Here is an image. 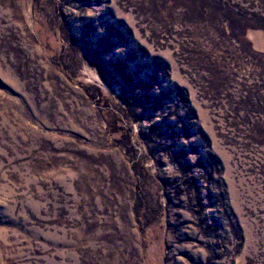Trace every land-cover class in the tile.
I'll list each match as a JSON object with an SVG mask.
<instances>
[{
    "label": "rangeland",
    "instance_id": "rangeland-1",
    "mask_svg": "<svg viewBox=\"0 0 264 264\" xmlns=\"http://www.w3.org/2000/svg\"><path fill=\"white\" fill-rule=\"evenodd\" d=\"M0 264H264V0H0Z\"/></svg>",
    "mask_w": 264,
    "mask_h": 264
}]
</instances>
